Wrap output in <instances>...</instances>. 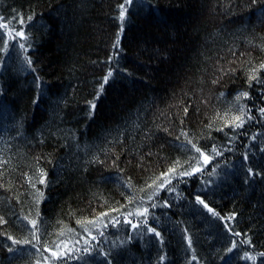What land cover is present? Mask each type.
Wrapping results in <instances>:
<instances>
[{
  "label": "trees",
  "instance_id": "1",
  "mask_svg": "<svg viewBox=\"0 0 264 264\" xmlns=\"http://www.w3.org/2000/svg\"><path fill=\"white\" fill-rule=\"evenodd\" d=\"M0 17V264H264V0H0Z\"/></svg>",
  "mask_w": 264,
  "mask_h": 264
},
{
  "label": "snow or ice",
  "instance_id": "2",
  "mask_svg": "<svg viewBox=\"0 0 264 264\" xmlns=\"http://www.w3.org/2000/svg\"><path fill=\"white\" fill-rule=\"evenodd\" d=\"M30 19H31V17H29V20H30ZM120 19H121V21L124 20V12H123V11L121 12ZM2 20H3V18L0 17V21H2ZM19 23H20L21 25H23V24H24V20L21 19V20L19 21ZM0 27L7 28L8 25H7V24H0ZM13 31H15V36L19 37L20 39H22V40H27V39H28V37H27V35L25 34V32L20 31V30H15V29H13ZM9 35L11 36V33H9ZM0 39H2V35H0ZM117 45H118V41H117ZM4 46H5V48H8V47H9V45L7 44V42H5V45H4ZM20 48H21V49H25V45H24V44H20ZM25 50H26V49H25ZM28 63H29V65H31V60H28ZM261 67H264V65H262ZM108 76H111V73H109ZM252 78H255V77H252ZM107 79H108V77H105V81H107ZM241 96H243V97L246 98V97H247V93H242L240 96H237V100H239V99L241 98ZM185 111H187V109H185ZM261 111L264 112V109H261ZM249 119H251V117H249ZM243 124H244V119L242 118V116H237V117H235V118H234V121L232 122L233 130H235L236 128H242V127H243ZM225 126L227 127V126H229V125L226 124ZM220 130L222 131L223 129H220ZM184 135H187V134L185 133ZM188 143H192V141L189 140ZM192 146H193V148L195 149L196 152H199V153H200V156H202V157L204 158L205 164H207L208 161H209V156L206 155L203 151H201V149H200L199 147H197L195 144H192ZM212 151L215 152L217 155H220V152L218 151V149H217L215 146L213 147ZM178 167H182V165L180 164L179 161H177V162H176V165H175L174 167L170 168V169H169V172H168L167 174H165L166 176H169V178L166 179V180L164 181L163 184H160V185H159L160 188H164L165 184H170V183H171V174L174 173V172H176V169H177ZM214 170H215V169H213V171H214ZM199 171H201V169H200V167L197 166V167H195L192 171L185 170V171L179 173V175H181V176H191V175H193L195 172H199ZM249 171L251 172V170H249ZM41 183H43V181H41ZM154 183H155V182H154ZM171 190H172V189H169V191H171ZM153 195H158V192H154ZM149 199H151V197H149ZM197 201H198V203L202 204V205H203V206H204V207H205L210 213H212L214 216L217 215V213H215V212L213 211V209H212L211 207H209L207 203H205L204 200L200 199L199 196H197ZM152 206L155 207L156 205L153 204ZM165 206H167V205H165ZM147 212H148V209H147V208H144L143 210H139V209H138L135 213L129 212L128 215H133V214H135V215H137V216H146ZM118 222H119V221H117V223H118ZM30 223L32 224V226H33L34 229L37 227V225H36V221L33 220V221H30ZM78 223H79V222H78ZM88 223L95 224V221H88ZM125 223H131V221H129V220L127 219V217H125ZM146 226H147V225H146ZM226 226H227V225H226ZM105 227H107V225H105ZM136 227H137L136 224H132V228H133V229H135ZM85 231L87 232V229H85ZM147 231H148L149 233H153V232H154V234H155V236H156L157 238L160 237V232L155 231V229H153L152 227H147ZM61 235H63V233H61ZM101 235H103V233H101ZM236 235H239V233H236ZM89 236H90V238H91L92 240H95V239H96L95 236H91V233H89ZM9 239L12 240V243H13V244L21 243V242H19V241H16V240L12 239V237H9ZM37 239H38V238H37ZM80 239L84 241V244H85V245H87V247H84V248H83V252L88 253V252H89V248H91L92 245L89 244L88 240H87V239H84L83 236H81ZM27 242H28V241H24L23 243H27ZM76 243H79V241H77ZM232 245H233V248L236 247V242L233 241V242H232ZM38 250H39V249H38ZM231 250H232V249L230 248L229 251H231ZM9 251H10V252H12V251H16V249H13V248L9 247ZM45 251H48V249L45 248ZM70 251H71V250H70ZM75 251H81V249H80V248H77V249H75ZM51 255H52L53 257H57V258H59V259H63L64 253H61V254L58 255L57 252L53 251V252L51 253ZM70 258H71V257H70Z\"/></svg>",
  "mask_w": 264,
  "mask_h": 264
}]
</instances>
